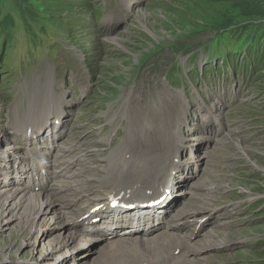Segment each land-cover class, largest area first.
Wrapping results in <instances>:
<instances>
[{"label":"rangeland","instance_id":"1","mask_svg":"<svg viewBox=\"0 0 264 264\" xmlns=\"http://www.w3.org/2000/svg\"><path fill=\"white\" fill-rule=\"evenodd\" d=\"M216 1L28 0L26 7L37 17L33 19L15 0H0V25L6 23L0 30V137L3 150L13 145L4 138L5 132L9 135L5 125L10 116L31 117L29 101L42 97L50 80L52 93L62 90L69 103L53 149L72 144V152L77 149L79 156L78 147L88 144L85 164L93 176L102 173L101 156L108 157L120 142L135 138L145 147L153 136L160 145L177 126L183 140L181 157L188 164L178 172L183 185L175 192L176 199L182 198L179 208L187 206L171 218H181L182 232L188 213L201 212L208 218L196 226L188 224V230L194 228L191 242L210 250L207 264H264V70L247 73L239 65L245 62L244 55L228 53L224 38L216 44L212 30L227 21L255 18L240 20L230 5L235 0ZM131 128L141 134H127ZM102 142L108 147L97 150L96 144ZM3 159L0 167H10V157L8 162ZM188 170L191 174L186 175ZM8 171H0V183L10 180ZM14 181H9L11 186ZM86 187L80 192L91 196L82 201L100 198L92 194L96 181L87 177ZM193 204L203 208L197 210ZM4 219L0 263L61 264L65 258V264L77 262L75 247L46 257L45 250L57 235L52 230L45 229L41 236L44 248L40 244L33 250L18 235L17 220L4 226ZM206 233L216 235L220 243H212L203 236ZM90 246L78 258L85 264L97 243Z\"/></svg>","mask_w":264,"mask_h":264},{"label":"bare ground","instance_id":"2","mask_svg":"<svg viewBox=\"0 0 264 264\" xmlns=\"http://www.w3.org/2000/svg\"><path fill=\"white\" fill-rule=\"evenodd\" d=\"M123 4V7L129 9V7L125 6V3ZM53 82L54 81L52 80L49 81L50 86L48 91L44 92L42 97H32L29 101L28 114L31 117L34 115H41V120L38 122L40 125L44 123L45 118L50 115H54V117H56L64 114L65 116L66 113L64 106L69 105V103H67L65 93L62 90L59 93H52ZM79 83L82 84L81 82ZM40 104L47 105V107L43 108ZM209 115H213V110L209 109ZM18 117L19 116L16 117V115H13L12 117L10 116V123L16 124ZM180 124H182V121ZM166 126L167 124L165 127ZM32 128L40 136H37L35 141H30V146L34 143L36 147H40L41 141L44 139V134L42 135L37 125H33ZM61 128L62 127L59 128L60 130H58V134L56 136L60 134L59 132H61ZM176 129H178L177 126L173 127V134L170 138H165L160 145L155 144L153 136H149L151 143L149 146H145L147 148L136 142L135 138H133V140L128 139L120 142L109 152L108 170L103 167L102 174L97 180V184H99V191H102L106 197L114 192H116L114 196H119L120 193H124V195L129 194L133 197L136 196L137 198H134V200L139 202H144V200L141 201V197H146V195H144L145 191L152 190L153 193L156 194L158 187L161 184L164 183L165 185L170 182V197L172 201L167 203L165 208L159 209V219L163 221L165 227H163L162 224L161 226L147 232H131V230H125L124 232H127V235L101 232H98L95 235L82 233L79 229L81 224H79L78 221L80 218L87 215L88 212L81 214V208L80 206H77L76 203L72 205V208H69L66 205H63L62 202H58L57 197L43 191H28L23 185L17 183L18 180L23 179V176L20 173H17V177L15 178L13 175L11 176L13 180H16L14 181V184H18V186L12 187V183L9 181H5L6 183H0V219L3 220L7 215H10L9 218L6 220L4 219V226L8 225L9 222L14 219L17 220L19 227L18 235L21 236V240L25 243V245L29 246L33 250L41 244L39 241L42 239L41 236L44 237L45 229L48 228L49 230H52L53 233H57V235L53 237L52 243L45 250V254H47L46 257L50 256L51 253L56 254L70 249L73 250L75 247V249H78L79 255L74 258L73 261L76 260L77 262H72L70 264H85L78 258L80 257V253L86 252L89 248H92V246H90V244L93 243L91 242L92 237L94 239V244L97 243V246H95V250H91V254L94 253V256L87 264H200L196 263V259L198 258L206 260V262L203 261L202 264H207V261L212 259L211 256L208 255L210 250H208L206 246L195 245L198 244V242H191L194 228H192L191 231L188 230L189 222L194 223H191L192 226H196L201 222L200 220L204 219L203 217H205V215L200 216L201 212L188 213L190 214L188 216L189 222L186 225V231L184 232L180 231L183 226L180 222L181 218H176L177 216L171 218L173 214L181 215L182 212H184V207L187 206V204H184L183 207L179 208V200H182V198L179 197L176 199L177 193L175 191L183 185V181H180V173L178 172L181 170L182 166L185 168L188 164L184 158L182 160L180 147L183 146V140L180 136L181 134H179ZM1 132L2 131H0V133ZM21 132L25 135V128H23ZM51 132L52 129L50 128V132L46 137V140H49L50 146H53V137ZM133 133H135V135H140L141 131L132 130V128L127 131V134L132 135ZM41 136H43V138H41ZM4 138L7 142L10 140L8 132H5ZM2 139L3 138L0 137V159L5 158L3 160L8 162V157L10 156L5 155L3 150L5 141ZM22 143L26 144V141H22ZM64 147L66 146L60 145L58 152L63 150ZM236 150L240 152L241 148L236 147ZM75 151L70 154L71 160L77 156L75 155ZM79 151H81L80 154L83 152L82 146L79 147ZM191 151L192 149H190V152ZM21 152L23 153V149ZM63 152L64 154L67 153L64 150ZM172 152H174L173 155ZM67 156L68 155H64V158ZM61 157H63V155H61L59 159H61ZM177 158L178 160H176ZM13 159L15 160V158L10 157V162H12ZM113 161H115V164L117 165L114 169L111 168ZM73 165H75V167L82 172L89 171V169L85 168L84 162H80L78 160L69 161L66 164H63L66 170ZM10 169L8 170L13 173V170ZM189 171L191 172L192 170H188L186 175L191 174ZM62 172L63 170L57 173L60 175ZM91 172L93 173L92 170ZM105 172L106 175L104 176ZM190 178H193V176H189V179ZM58 179L57 182L64 181L67 179V175H65L64 178L62 176L60 180ZM90 180L96 181V177L91 175ZM205 180L207 179H201V181ZM185 182V184H187V181ZM75 184L79 186L77 187L78 191L81 189H87V180L79 181ZM198 184L196 181V186ZM108 187H110L109 190L107 189ZM56 190L57 189L53 184V191L56 192ZM121 199L124 202H131V200L125 196H121ZM194 206L196 207V204ZM201 208H203V206L196 207L197 210H200ZM108 215V212L101 214L104 219ZM97 217H100V215H93L88 218V220H92ZM174 218L177 220H173ZM86 221L87 220H83V222ZM161 228H163L162 231ZM201 230L202 229L200 228L197 229L199 234L201 233ZM203 236H208L209 240L214 244L220 243L217 236L212 233H206L203 234ZM41 245V249H43L45 244ZM2 256L7 257V255ZM45 258L42 261H45ZM65 260L66 258L60 263L65 264Z\"/></svg>","mask_w":264,"mask_h":264},{"label":"trees","instance_id":"3","mask_svg":"<svg viewBox=\"0 0 264 264\" xmlns=\"http://www.w3.org/2000/svg\"><path fill=\"white\" fill-rule=\"evenodd\" d=\"M15 1L25 14L33 19L37 18L36 14L26 7L28 0ZM217 1L225 2V0ZM230 5L238 10L239 16L242 18L240 20H249L251 18H255V20L244 23H230V21H227L225 24L215 27V29H212L213 32H216L214 41L216 44L221 45L220 39L224 38L225 50L228 53L232 51L233 53L244 55L246 60L239 65H244L245 71L250 75H256L261 70H264V0H235ZM7 21L11 22L12 20L9 18ZM5 26L6 23H1L0 30L4 31ZM184 50H186V45H183L182 51ZM187 53L192 52L188 50ZM231 59L232 57L229 56L228 60ZM238 68H235V71Z\"/></svg>","mask_w":264,"mask_h":264}]
</instances>
